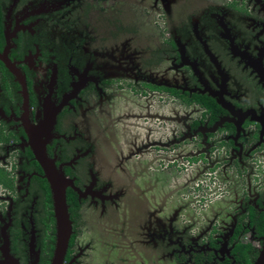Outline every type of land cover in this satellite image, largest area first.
<instances>
[{"label": "flooded vegetation", "instance_id": "obj_1", "mask_svg": "<svg viewBox=\"0 0 264 264\" xmlns=\"http://www.w3.org/2000/svg\"><path fill=\"white\" fill-rule=\"evenodd\" d=\"M52 183L62 264H255L264 0H0V264L52 263Z\"/></svg>", "mask_w": 264, "mask_h": 264}, {"label": "water", "instance_id": "obj_2", "mask_svg": "<svg viewBox=\"0 0 264 264\" xmlns=\"http://www.w3.org/2000/svg\"><path fill=\"white\" fill-rule=\"evenodd\" d=\"M38 160L41 161L40 154L36 155ZM53 171V170H52ZM54 212L56 218L57 240L55 251L51 264H62L63 256L65 254L69 235H70V222L67 214V207L65 202V191L60 188L58 184L52 183ZM255 264H264V247L259 258Z\"/></svg>", "mask_w": 264, "mask_h": 264}]
</instances>
